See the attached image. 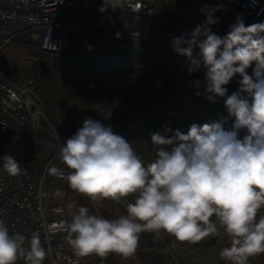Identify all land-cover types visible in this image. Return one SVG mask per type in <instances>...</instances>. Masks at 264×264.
I'll return each mask as SVG.
<instances>
[{
	"label": "clouds",
	"instance_id": "1",
	"mask_svg": "<svg viewBox=\"0 0 264 264\" xmlns=\"http://www.w3.org/2000/svg\"><path fill=\"white\" fill-rule=\"evenodd\" d=\"M125 2L104 0L99 10L123 8ZM217 10L219 6L205 5L206 22L171 44L187 57L190 74L201 66L206 69L207 99L212 102L226 96L224 86L235 75L242 77L239 90L225 100L228 116L234 118L231 127L225 130L224 119L193 123L186 134L167 127L164 133L155 131L150 138L156 158L145 163L111 125L86 118L59 148L67 174L57 167L47 171L66 179L72 190L93 202L134 199L126 204L125 215L111 220L88 207L68 205V242L77 256L131 257L143 232H163L180 242L197 243L220 235L221 229L231 244L220 256L230 264H247L250 257L264 253V214H260L264 210V22L245 26L238 16L221 38L210 28L218 22ZM110 115L106 113V118ZM0 163L10 176L25 172L12 155ZM25 242L23 234L10 233L7 221L0 219V264H17L19 258L26 264H43L47 253L39 234H32L27 248Z\"/></svg>",
	"mask_w": 264,
	"mask_h": 264
},
{
	"label": "built area",
	"instance_id": "2",
	"mask_svg": "<svg viewBox=\"0 0 264 264\" xmlns=\"http://www.w3.org/2000/svg\"><path fill=\"white\" fill-rule=\"evenodd\" d=\"M182 1L191 2L194 9L203 6L206 0ZM220 2L233 10V14H222L225 30L229 32L233 19L237 20L238 16L245 26L264 22V0ZM103 4L104 0H0V51L22 37H29L39 42L41 52L48 54H64L79 41L87 47L89 55L96 57L122 54L171 56L179 55L171 41L194 30V27L179 28L178 24L189 15L181 8L176 9L177 4L173 0H126L123 8L108 7L101 12L99 9ZM220 12L221 7L214 14ZM170 19L177 20V25L169 26ZM85 54L80 53L82 56ZM254 67L253 63L247 69L249 75ZM156 82L154 87L157 90L162 88V81ZM38 93L39 86L33 77L16 82L0 68V159L12 155L25 170L18 176H10L0 163V219L7 221L10 233L19 232L26 237L25 248L32 234H39L47 253L43 264H87L72 252L68 242L70 221L65 207L58 200H52V188L45 184L50 167L67 173L59 157L61 144L52 149L37 137L41 129H46L45 126L52 127L38 103ZM193 93L199 95L195 98L200 101L194 107L196 110L227 113L225 100L230 96L228 93L225 97H214L215 102H212L207 99L210 94L206 93L205 82L194 87ZM108 103L110 108L114 107V103ZM173 107L178 108V105ZM170 110L171 107H154L147 113L133 116L136 118L110 115L109 118L92 119L105 126L111 125L114 133L140 144L151 141L152 127L162 128L171 115ZM83 122L70 127V137L83 126ZM53 178L61 179L59 176ZM51 201L56 204L51 205ZM106 201L112 200L94 203ZM128 202L126 198L120 204L126 207ZM122 262L133 264L131 257L122 256ZM17 264H26V260L19 258ZM95 264L110 263L102 260ZM247 264L255 262L249 259Z\"/></svg>",
	"mask_w": 264,
	"mask_h": 264
},
{
	"label": "rangeland",
	"instance_id": "3",
	"mask_svg": "<svg viewBox=\"0 0 264 264\" xmlns=\"http://www.w3.org/2000/svg\"><path fill=\"white\" fill-rule=\"evenodd\" d=\"M173 1L189 15L178 24L180 29L195 28L193 20L206 16L202 11L205 5L209 8L221 7L220 13L223 16L233 14V10L228 6L225 7L220 0H206L207 3L194 9L191 2ZM233 22L235 24L236 20L233 19ZM168 23L169 26H176L177 20L170 19ZM224 33L219 37L224 38L229 31L225 30ZM82 51L69 49L64 54L43 53L39 50V42L29 37H22L0 51V68L11 79L23 82L33 77L37 81L38 103L52 125V127L45 126V130L41 129L37 137L49 148H57L67 138H71L69 129L73 124L83 122L86 118H106V113L109 112L117 117L126 115L128 118H136L133 116L141 115L145 111L147 113L150 108L171 107V115L167 119L166 127L172 129L173 133L177 127H181L179 130L186 134L193 123L203 125L227 119V123L223 124L225 130H228L233 123L234 118L229 117L228 113L220 114L210 109L196 110L194 108L200 101L195 100L199 95L193 93V89L202 86L205 82L206 69L201 66L199 70L190 74L189 62L185 56L139 54L96 57L91 54L82 56L80 55ZM193 51L195 56L199 53V48H194ZM157 80L163 83L162 88L158 90L154 87ZM240 80L241 77L237 74L229 84L225 85L229 95L239 90ZM108 101L114 103V107L110 108ZM173 105H178V108ZM164 125L162 128L153 126L151 132L164 133ZM171 134L168 133V135ZM244 134V130H241L239 135L242 137ZM58 136L61 139H58ZM126 140L131 143L136 154L145 163L156 158L152 141L137 144L139 142ZM63 169L66 173L68 172L65 165ZM45 184L52 188V200H58L64 205L70 222L71 214L68 210L70 204L76 207H88L91 213L109 220L126 214L124 205L116 202L96 204L88 197L72 190L66 179H54L50 173ZM127 199L131 202L134 197ZM53 201L51 205L56 204ZM260 214H264V210H261ZM151 234L152 232L140 234L137 251L131 256L136 264H195L198 262H201L199 264L202 262L203 264H230L220 256L221 250L231 244L230 238L223 233L222 229L220 235L211 236L209 241L203 238L197 243L178 242L171 235L164 243L160 242V238L156 241ZM71 250L75 253L72 247ZM81 258L89 263L104 260L110 264H123L122 256L116 253H109L104 258L95 254ZM249 259L255 264H264V253Z\"/></svg>",
	"mask_w": 264,
	"mask_h": 264
},
{
	"label": "trees",
	"instance_id": "4",
	"mask_svg": "<svg viewBox=\"0 0 264 264\" xmlns=\"http://www.w3.org/2000/svg\"><path fill=\"white\" fill-rule=\"evenodd\" d=\"M179 7L180 6H176L175 8L178 9ZM214 18H216L218 20V22L210 26L211 31L213 33H215L217 36L225 34L224 33L225 32V26H224V23H223L222 14L221 13L214 14ZM205 22H206V16L198 17V18L193 20V23L195 24V27L197 25H202ZM201 38L204 39V37H201ZM78 46H81V47H78ZM71 49H74V50H77V51L83 50L82 52L89 54V51H88L87 47H85V46H83V45H81L79 43H75V44L73 43ZM122 55H131V54H122ZM39 149H42V148H39ZM42 153H43V150H42Z\"/></svg>",
	"mask_w": 264,
	"mask_h": 264
},
{
	"label": "crops",
	"instance_id": "5",
	"mask_svg": "<svg viewBox=\"0 0 264 264\" xmlns=\"http://www.w3.org/2000/svg\"><path fill=\"white\" fill-rule=\"evenodd\" d=\"M205 3H207V2L205 1ZM178 6H180V5L178 4ZM179 8H181V6H180ZM106 202H114V201H106ZM66 217H67V216H66ZM67 218H68V217H67ZM151 236H152L156 241H159L157 238H160V239H161L160 242H164V243H165V241H168V239H169V234H166V233H163V232H162L160 235H157V234H155V233L152 232ZM211 236H212V237H215V235H210V236L206 237L208 241L210 240ZM177 241H178V240H177ZM178 242H180V241H178ZM131 259H132L133 264H136L135 261L133 260V258H131ZM199 263H201V262H198V263H195V264H199ZM203 263H204V262H202V264H203ZM87 264H95V263H89V262H87Z\"/></svg>",
	"mask_w": 264,
	"mask_h": 264
}]
</instances>
